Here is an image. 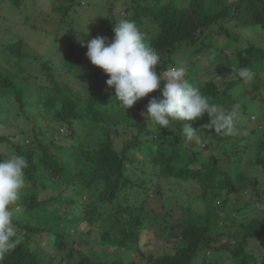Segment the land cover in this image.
<instances>
[{
  "label": "trees",
  "instance_id": "16d2710c",
  "mask_svg": "<svg viewBox=\"0 0 264 264\" xmlns=\"http://www.w3.org/2000/svg\"><path fill=\"white\" fill-rule=\"evenodd\" d=\"M81 1L57 6L67 30L61 38L50 33L59 41L48 57L29 54L22 38L2 43L0 35V52L13 57L11 65L0 62V113L25 125L16 141L0 134V143L11 142L10 154L28 161L14 219L19 243L0 264H264V115L252 120L264 108V44L251 35H264V0H103L108 26L101 36L111 39L115 24L134 20L159 54L157 73L185 67V79L216 106L211 120L205 113L190 122L199 143L185 140L182 122L159 128L146 119L149 100L163 98L160 89L122 107L109 76L86 55L101 28L76 19ZM28 2L1 7L22 13ZM242 69L254 72L250 82ZM221 112L234 114L230 131L218 130ZM250 146L255 167L243 164ZM7 153L0 146V159ZM193 180L201 183L204 211L165 198L173 182ZM153 182L164 203L157 234L173 248L158 255L141 244Z\"/></svg>",
  "mask_w": 264,
  "mask_h": 264
},
{
  "label": "clouds",
  "instance_id": "9594fccd",
  "mask_svg": "<svg viewBox=\"0 0 264 264\" xmlns=\"http://www.w3.org/2000/svg\"><path fill=\"white\" fill-rule=\"evenodd\" d=\"M114 36H97L87 43L86 55L95 66L109 76L106 84L114 87L115 96L126 110L148 94L160 89L162 97L153 96L147 106L146 119L159 128H170L173 121L182 122V133L188 142L199 143L196 128L190 122L207 113L212 118L216 106L201 95L186 79L183 66L157 73L160 57L148 43L134 20L122 19L114 25ZM88 33V30L84 32ZM83 43V41H80ZM239 75L245 83L254 72L242 69ZM161 81H165L161 88ZM234 114H218V130H231ZM174 130V129H173ZM28 161L22 155L8 154L0 159V260L19 243L14 224L18 201L27 186L25 169Z\"/></svg>",
  "mask_w": 264,
  "mask_h": 264
},
{
  "label": "rangeland",
  "instance_id": "374dc122",
  "mask_svg": "<svg viewBox=\"0 0 264 264\" xmlns=\"http://www.w3.org/2000/svg\"><path fill=\"white\" fill-rule=\"evenodd\" d=\"M227 1L231 2L233 0ZM4 2L5 0H0V35L3 38L2 43H7L22 38L25 40L23 48L26 49L29 54L38 55L39 53H44L48 57V51L52 42L57 43L59 41L58 37H52L53 34L50 35V33H59L57 35L61 38L60 35L66 33L67 30L66 27H63L62 24H60V21H62L64 15L63 8L61 10H57V6L65 5L69 2V0H31V2L27 3V6L26 8H24V12L22 13L20 11L10 9L7 5L1 7V4L4 5ZM126 5L127 3L125 2V6ZM79 8L81 9L80 12H82V14L80 13V15L76 17V19L85 22L86 25H88L89 29H91V27L93 28V24L95 23L97 26H99V28H101L98 29L100 33L97 36L104 35L106 32H104V29H106V27L108 26L106 20L104 19L105 15L108 13L107 1L82 0ZM116 11L118 12L119 10ZM121 13L122 15L124 13L128 15V12H124V10H122ZM27 14L31 17V20L25 22ZM32 22L37 24L40 28H31ZM244 30L251 33V31L247 27ZM67 35L70 36V38L76 36L74 35L73 31ZM251 35L264 44V35H262V33L257 36L254 33H251ZM260 36L262 37L260 38ZM76 41L78 40L76 39ZM58 50L56 47V50H54L53 53L60 59L61 62L65 61L68 56H60V53H57ZM12 58L13 57L11 56H6V53L0 52V62L3 65H11ZM186 61L187 60H185L184 62L185 64L187 63ZM212 69H215V66H213ZM225 71L228 72V70ZM243 90L244 88L242 89L240 87L237 89V91ZM8 105H11V103L9 104L8 102ZM8 115H10L9 112H5L2 114L0 113V120L7 117L6 122L0 121V134L9 136V138H11V141H16L18 139V130L22 128L24 129L25 125L20 121L15 120L13 116ZM261 115H264V108L260 111V113H252V120H257ZM44 129L48 130L46 126L44 127ZM248 133L249 131L246 134ZM0 146L4 149L5 152H8L7 155L10 154V150L13 148L11 142L8 141L1 142ZM243 164L244 166H246V164L251 167L256 166L253 146H250V149L246 151ZM257 172L261 173L259 170H253L251 171L250 175L252 176ZM259 176L261 179V185H264V174H259ZM236 177L239 178L238 176H235V178ZM152 187L153 190L147 195V198L152 202L153 205L148 206L145 211V229L142 231L143 234L141 244L144 245V249L147 252H152L158 255L163 253L165 250L173 251V248L171 244L168 245L158 237V230L165 226V221L162 218V213L161 211H159L160 207H162L164 203L158 200V195H156L157 193L154 192V189H156L158 185L153 182ZM200 191L201 183L199 180L182 182L180 184L173 182L170 187L165 190L164 196L165 198L171 199L176 203L197 206L199 211H204L206 209V204L202 201L201 197L198 196ZM236 197V194L232 195V198ZM167 208L168 206L166 204L164 209ZM261 215L262 214H260L259 211L255 210H253L251 213V216L253 217ZM105 247L107 252L115 254V249L111 247L110 244H106ZM78 255L81 254L78 253ZM102 257L107 258V255H101V258Z\"/></svg>",
  "mask_w": 264,
  "mask_h": 264
}]
</instances>
